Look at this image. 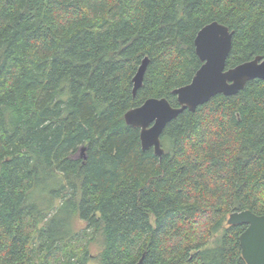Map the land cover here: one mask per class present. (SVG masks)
I'll use <instances>...</instances> for the list:
<instances>
[{
	"label": "trees",
	"instance_id": "trees-1",
	"mask_svg": "<svg viewBox=\"0 0 264 264\" xmlns=\"http://www.w3.org/2000/svg\"><path fill=\"white\" fill-rule=\"evenodd\" d=\"M212 21L226 68L264 56V0H0V264H246L227 217L264 214V80L181 112L161 156L124 119L178 105Z\"/></svg>",
	"mask_w": 264,
	"mask_h": 264
},
{
	"label": "water",
	"instance_id": "water-1",
	"mask_svg": "<svg viewBox=\"0 0 264 264\" xmlns=\"http://www.w3.org/2000/svg\"><path fill=\"white\" fill-rule=\"evenodd\" d=\"M232 35L233 31L218 21L207 23L197 31L194 46L201 65L188 84L173 90L177 106H172L164 97H150L141 105L125 112V122L140 128L139 139L143 150L152 147L154 153L161 156L162 131L181 112L186 109L194 111L198 105L216 94L234 95L250 80H264L262 55L226 68ZM147 64L148 58L144 57L132 78L133 95L142 84ZM80 151L83 156L84 150ZM227 223L245 225L239 236V243L246 264H264V214L258 215L249 209L235 210L229 213ZM142 260L143 257L135 264H142Z\"/></svg>",
	"mask_w": 264,
	"mask_h": 264
},
{
	"label": "rangeland",
	"instance_id": "rangeland-1",
	"mask_svg": "<svg viewBox=\"0 0 264 264\" xmlns=\"http://www.w3.org/2000/svg\"><path fill=\"white\" fill-rule=\"evenodd\" d=\"M79 155H81V151L78 153ZM84 225H83V223H78L77 225H76V228H81V227H83ZM91 251H92V254H95L97 251H98V248L97 247H92L91 248ZM88 264H101V263H99L96 259H90L89 261H88Z\"/></svg>",
	"mask_w": 264,
	"mask_h": 264
}]
</instances>
